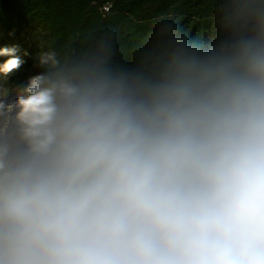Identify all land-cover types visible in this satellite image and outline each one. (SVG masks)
<instances>
[{
	"label": "clouds",
	"instance_id": "1",
	"mask_svg": "<svg viewBox=\"0 0 264 264\" xmlns=\"http://www.w3.org/2000/svg\"><path fill=\"white\" fill-rule=\"evenodd\" d=\"M204 2L209 47L168 14L128 65L95 26L0 90V264H264V0Z\"/></svg>",
	"mask_w": 264,
	"mask_h": 264
},
{
	"label": "trees",
	"instance_id": "2",
	"mask_svg": "<svg viewBox=\"0 0 264 264\" xmlns=\"http://www.w3.org/2000/svg\"><path fill=\"white\" fill-rule=\"evenodd\" d=\"M106 3L112 4L111 12L102 16L99 9ZM213 7L204 0H0V47L17 48L23 64L10 77L19 76L21 91L40 71L34 65L42 45L59 50L75 33L95 26L119 30L118 57L128 65L152 45L159 18L168 14L189 44L209 47L222 39L214 27ZM35 26L43 31L41 42L33 39ZM7 59L0 57V64Z\"/></svg>",
	"mask_w": 264,
	"mask_h": 264
},
{
	"label": "rangeland",
	"instance_id": "3",
	"mask_svg": "<svg viewBox=\"0 0 264 264\" xmlns=\"http://www.w3.org/2000/svg\"><path fill=\"white\" fill-rule=\"evenodd\" d=\"M105 5L112 6L111 3H106ZM33 31H34L33 39L36 42L43 41V31L37 28V26L33 27ZM9 77H10V73L7 75L0 73V90L7 92V101L10 102L16 98L17 94L20 91L17 89V82H18L19 76L15 75L14 78L12 77L9 78Z\"/></svg>",
	"mask_w": 264,
	"mask_h": 264
}]
</instances>
